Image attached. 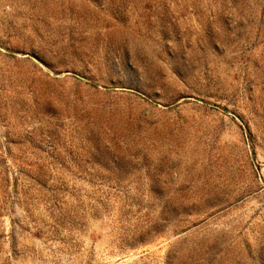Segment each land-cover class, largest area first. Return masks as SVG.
<instances>
[{
  "label": "rangeland",
  "instance_id": "rangeland-1",
  "mask_svg": "<svg viewBox=\"0 0 264 264\" xmlns=\"http://www.w3.org/2000/svg\"><path fill=\"white\" fill-rule=\"evenodd\" d=\"M0 264H264V0H0Z\"/></svg>",
  "mask_w": 264,
  "mask_h": 264
}]
</instances>
